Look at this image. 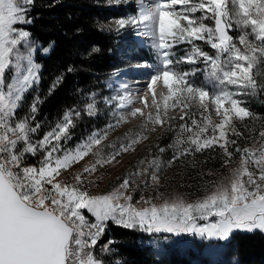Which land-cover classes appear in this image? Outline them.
Segmentation results:
<instances>
[{
	"label": "snow or ice",
	"instance_id": "6c2138e0",
	"mask_svg": "<svg viewBox=\"0 0 264 264\" xmlns=\"http://www.w3.org/2000/svg\"><path fill=\"white\" fill-rule=\"evenodd\" d=\"M137 2L133 14L115 18L100 30L119 34L131 28L136 36L150 39L154 62L137 60L132 67L144 70L155 111L145 114L134 107L136 103L147 107V100L139 95L143 89L121 83L115 95L103 97L111 114L107 125L68 147L75 121L82 114H99L97 94L78 89L84 98L83 113L79 105L67 109L36 139L43 127L37 115L45 101L40 95L43 65L37 57L50 55L55 42L45 46L26 27L39 18L31 15L35 0H0V264H107L102 256L114 251L115 241H101L110 224L149 235L191 234L209 241H227L235 231L264 233V128L258 137H252L258 147L241 146L232 138L241 136L234 121L264 119L241 99L264 91V82L256 78L264 76L260 71L264 64V0ZM208 20L213 23H205ZM233 30L239 33L236 37L230 34ZM182 44L190 47L178 55L174 49ZM98 51L93 47L87 55ZM183 64L194 67L185 69ZM200 64L202 69L195 67ZM75 71L74 65L62 69L46 95L51 96L66 74ZM197 72L203 73V82L196 81ZM121 74L117 69L109 79ZM161 83L167 94L161 92L158 101L154 86ZM29 94L32 101L21 116L19 111ZM177 108L183 115H168L170 109ZM129 117L142 120L139 130L105 145L109 133L128 123ZM157 126H167V131L175 133L168 146L174 149L170 160L145 156L134 169L118 177L120 183L110 191L92 194L88 190L96 185L93 177L98 168L120 163L121 154L134 152ZM157 148L165 152V148ZM217 148L223 166L230 171L227 183L210 181L213 190L206 185L205 195L192 202L176 198L157 204L154 201L159 195L145 197L144 189L159 186L165 166ZM236 155L238 166L230 167ZM30 156L38 157L35 164L27 162ZM89 156L95 159L72 172L74 183L61 178L63 172ZM137 190L140 199L134 201ZM97 248L101 256L96 254Z\"/></svg>",
	"mask_w": 264,
	"mask_h": 264
},
{
	"label": "rangeland",
	"instance_id": "374dc122",
	"mask_svg": "<svg viewBox=\"0 0 264 264\" xmlns=\"http://www.w3.org/2000/svg\"><path fill=\"white\" fill-rule=\"evenodd\" d=\"M122 5V11L126 13L125 16H129L133 14V12L138 8L137 0H121L119 3ZM197 16L200 13H196ZM207 24H212L211 20L205 21ZM232 36L236 37L239 33L237 30H233L230 33ZM121 36L124 39H129L126 41L122 40L116 45V54L117 58L120 59L124 66L119 68L121 71V75L114 77L113 79H109L112 76V73L105 75L103 77L102 85L103 88H95L86 93L95 92L97 94V102L99 104L100 112L97 116L92 117L91 122L88 124L87 121H84L86 124L85 128L82 129L77 127L79 119L75 121V127L70 129L71 139L67 141L68 147H74L77 142L81 139L87 137L90 133L95 130L103 129L109 120L111 119V114L108 112V106L103 103V97L115 95L117 91L120 90L121 83H128L131 88L135 89L139 86L143 91L140 92V97H143L147 100V107L145 105L136 103L134 107L141 108L145 114L155 110L152 108L151 100L152 95L147 93V89L145 87V79L143 72L144 70H136L132 67V64L137 60L147 61L149 63L154 62L153 50L151 49V41L145 37L136 36L131 28H127L122 30ZM196 43L200 44L205 51L210 54H215V50L211 49L207 45H204L202 41H197ZM189 45H178L174 51L177 52L178 55H183L185 49L189 48ZM181 67L185 69H190L194 67L193 65L183 64ZM195 67L203 68V65H196ZM254 72L256 69L253 70ZM260 71L264 73V64L260 65ZM257 80L264 82V76H257ZM196 81L203 82L204 76L202 72H197L195 76ZM135 81H139V85L135 83ZM111 84V87L108 85ZM211 88V85H208ZM154 89L157 93V100H160V93L163 92L167 94V90L163 89L162 83L154 86ZM84 93V92H83ZM76 101L72 106L67 107L61 113V115L57 118H62L63 113L70 108H73L76 105H79L81 111L83 113L84 108V98L82 93L76 94ZM32 94H29L25 101L24 108L20 109L19 115L23 116L27 111V106L32 101ZM246 102V106L253 112L256 113L259 117L264 118V91L259 92L257 95H246L242 96ZM196 105L192 106V110H196ZM169 116H176L177 118L183 113L177 109H170L168 112ZM213 118H215V113H212ZM85 118H91L86 114H82ZM88 120V119H86ZM57 121V120H56ZM48 122V124H44L40 130L39 136L35 137L36 139L40 138L46 130H48L49 125H54L55 122ZM179 122L174 121L173 123ZM190 122V121H189ZM142 123L141 119H133L131 117L128 118V123L122 124L117 127L114 131H111L104 141L105 145L111 144L113 142H118L120 139H123L127 133L134 132L139 130V125ZM235 127L237 131L241 133V136H233V139H236L241 146H249V147H258V144H254L252 137H258V133L262 128H264V119L253 121L251 119L246 120L244 122L234 121ZM80 125V124H79ZM167 126L160 127L157 126V131L150 133L149 139L147 141L142 142L141 144L136 145L135 151L123 153L118 158L120 163H116L113 165H106L103 168H98L97 172L94 175V179L96 180V185L88 186V190L92 194H99L102 192L110 191L113 185H117L120 183L118 177H123L130 170L134 169L138 160L148 156L151 158L152 156L159 155L163 160L167 161L172 158L174 149L168 147L173 143L175 139L174 131H167ZM81 129V130H80ZM250 129H254L255 131H250ZM78 131V132H76ZM157 145L165 148V152L160 153L158 151ZM106 152L112 151L110 148H105ZM38 157H28V163L35 164L37 162ZM95 158L92 156L86 157L84 161H81L80 164H76L73 166L72 170L68 172L62 173V179L69 183H74L72 179V172L78 171L82 168L85 162H91ZM234 163L230 165V167H237L239 163L238 155L234 157ZM230 171L229 168H225L223 166V157L221 151L217 148L215 151L208 150L204 153H197L195 157L188 156L187 158H181L180 160L175 161L172 166H165L160 173V184L158 187H150L144 189L145 197L149 196H157L160 198L156 199L154 202L159 204L164 199L173 200L176 198H183L188 202L195 201L199 198H202L205 195V186L208 185L209 191L213 190L212 185L209 184L210 181H216L227 183V177L229 176ZM135 185H133V188ZM143 188V185H141ZM131 191V189H130ZM134 201L140 199L141 192L139 190L133 193ZM142 206V205H137ZM87 215V213H86ZM215 218H210V220H214ZM199 223L203 224L205 222L200 221ZM112 225L110 224L108 230L106 231L105 237L102 239L101 243L104 240H107V236L110 235ZM260 232L259 230H255L253 232ZM136 232V231H135ZM139 232V231H138ZM244 232V231H235ZM249 233V232H248ZM252 233V232H251ZM261 233V232H260ZM264 234V233H263ZM142 238H139V244L142 246L149 247L152 251V254L160 256L161 254H166V256L177 255L185 260H188L190 256L193 258L197 257L201 260L203 264H212L214 259H218L219 261H225L224 257V249L226 246V242L228 241H209L205 240V244L201 247L197 246V241H202L199 237H194L191 234H181L179 236L168 234V233H154L147 234L142 233ZM232 236V235H231ZM155 242V244L153 243ZM113 253L107 254L113 256ZM96 254L101 256L99 248L96 249ZM105 258V255L102 256ZM106 259V258H105ZM116 261H112V264H116ZM216 264H220L216 261ZM230 264V263H229Z\"/></svg>",
	"mask_w": 264,
	"mask_h": 264
},
{
	"label": "trees",
	"instance_id": "16d2710c",
	"mask_svg": "<svg viewBox=\"0 0 264 264\" xmlns=\"http://www.w3.org/2000/svg\"><path fill=\"white\" fill-rule=\"evenodd\" d=\"M122 10V5L115 0H35L31 15H38L39 18L26 27L45 46L51 41L55 42L50 55L37 57V61L43 65L40 95L45 97L37 120L43 125L56 121L64 109L74 104L76 94L81 93L78 89L86 93L103 88V77L124 66L117 58L116 45L129 39H124L122 32L117 34L114 30L111 33L100 30L109 26V21L125 16ZM77 28L81 29L79 33L75 31ZM93 47L99 51L88 56ZM69 65H74L76 71L66 74L63 84L51 96H47L51 81ZM91 119L81 116L77 127L84 129V121L89 124ZM109 233L107 238L114 239L115 243L112 246L113 256L108 255V261L107 255L106 259L103 258L107 264H112L114 260L121 264H203L192 256L188 260L177 255L161 254L156 257L149 247L139 244L142 233L138 231L112 225ZM196 242L198 247L205 244V240ZM224 257L225 261L214 259L212 264H216V261L220 264H264V234L258 231L233 233L226 242Z\"/></svg>",
	"mask_w": 264,
	"mask_h": 264
}]
</instances>
